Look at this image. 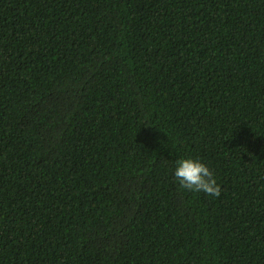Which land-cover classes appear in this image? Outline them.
<instances>
[{
	"label": "trees",
	"instance_id": "1",
	"mask_svg": "<svg viewBox=\"0 0 264 264\" xmlns=\"http://www.w3.org/2000/svg\"><path fill=\"white\" fill-rule=\"evenodd\" d=\"M0 264H264V0H0Z\"/></svg>",
	"mask_w": 264,
	"mask_h": 264
},
{
	"label": "clouds",
	"instance_id": "2",
	"mask_svg": "<svg viewBox=\"0 0 264 264\" xmlns=\"http://www.w3.org/2000/svg\"><path fill=\"white\" fill-rule=\"evenodd\" d=\"M174 177L182 189L214 197L220 195V186L213 172L199 159L188 157L177 160Z\"/></svg>",
	"mask_w": 264,
	"mask_h": 264
}]
</instances>
